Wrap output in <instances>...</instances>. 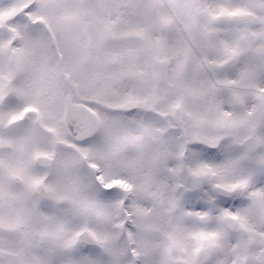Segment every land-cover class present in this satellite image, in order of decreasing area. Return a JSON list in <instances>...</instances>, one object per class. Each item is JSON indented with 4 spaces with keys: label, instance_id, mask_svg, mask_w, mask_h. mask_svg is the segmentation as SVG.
Returning a JSON list of instances; mask_svg holds the SVG:
<instances>
[{
    "label": "snow or ice",
    "instance_id": "6c2138e0",
    "mask_svg": "<svg viewBox=\"0 0 264 264\" xmlns=\"http://www.w3.org/2000/svg\"><path fill=\"white\" fill-rule=\"evenodd\" d=\"M0 264H264V0H0Z\"/></svg>",
    "mask_w": 264,
    "mask_h": 264
}]
</instances>
